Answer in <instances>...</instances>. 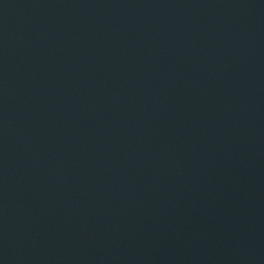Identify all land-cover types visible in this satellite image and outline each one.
<instances>
[{"label": "water", "instance_id": "95a60500", "mask_svg": "<svg viewBox=\"0 0 264 264\" xmlns=\"http://www.w3.org/2000/svg\"><path fill=\"white\" fill-rule=\"evenodd\" d=\"M264 165V0H0V264H198Z\"/></svg>", "mask_w": 264, "mask_h": 264}]
</instances>
